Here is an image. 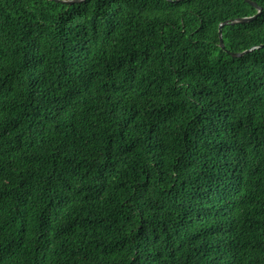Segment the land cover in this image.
<instances>
[{"label":"trees","instance_id":"1","mask_svg":"<svg viewBox=\"0 0 264 264\" xmlns=\"http://www.w3.org/2000/svg\"><path fill=\"white\" fill-rule=\"evenodd\" d=\"M249 1L0 0V264H264Z\"/></svg>","mask_w":264,"mask_h":264},{"label":"water","instance_id":"2","mask_svg":"<svg viewBox=\"0 0 264 264\" xmlns=\"http://www.w3.org/2000/svg\"><path fill=\"white\" fill-rule=\"evenodd\" d=\"M55 3H60V4H64V5H72V4H76V3H79V2H82L83 0H51ZM168 2H172V3H177L181 0H166ZM245 1L246 3H249L251 4L252 6H254L257 10V13L252 16V17H246V18H239V19H235V20H229V21H225L223 22L222 24L219 25V28H218V38H219V48L221 50H224V45H223V41H222V35H221V29L223 26L225 25H235V24H244V23H249L253 20H255L261 13V8L260 7H257L254 3L250 2L249 0H243ZM252 49H249V50H246V51H243L241 53H230L229 51H226V54L231 56V57H240L242 55H245L247 53H249Z\"/></svg>","mask_w":264,"mask_h":264}]
</instances>
